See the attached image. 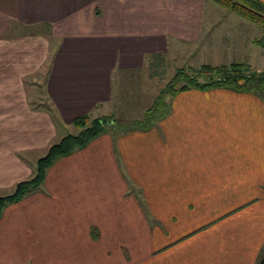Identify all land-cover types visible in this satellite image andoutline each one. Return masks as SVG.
<instances>
[{
	"label": "crops",
	"instance_id": "crops-1",
	"mask_svg": "<svg viewBox=\"0 0 264 264\" xmlns=\"http://www.w3.org/2000/svg\"><path fill=\"white\" fill-rule=\"evenodd\" d=\"M206 3L0 0V192L31 178L74 118L105 116L117 72L210 32ZM165 107L145 131L106 132L57 159L42 190L5 206L0 264H117L134 236L135 264H258L264 104L214 89Z\"/></svg>",
	"mask_w": 264,
	"mask_h": 264
},
{
	"label": "rangeland",
	"instance_id": "rangeland-1",
	"mask_svg": "<svg viewBox=\"0 0 264 264\" xmlns=\"http://www.w3.org/2000/svg\"><path fill=\"white\" fill-rule=\"evenodd\" d=\"M202 26L213 27L208 33L203 31L202 37L198 38L195 43L179 42L169 38L165 53L148 56L139 69L117 72L114 75L112 98L109 103L103 106L102 113V115L111 116L110 118L115 122L113 124H116L112 127V131H108L111 135L112 132L123 134L145 131L146 129L132 130L130 128L134 127L132 126L133 122L141 120L146 110L151 109L154 100L160 96L159 90L171 79L177 69L187 70L197 69L203 65L215 67L232 63H246L253 70L264 71V48L255 45L253 41L264 38V28L211 2L206 3ZM168 98H164L165 103L168 102ZM260 100L264 104V100L262 98ZM91 118L92 116H89V119ZM76 133L77 129L71 127L67 132L60 133L54 139V143L61 139L60 135H76ZM123 175L126 176L124 173ZM33 176L34 173L31 177ZM125 179L128 191L141 207L140 190L137 191L127 177ZM41 188L40 190H42ZM38 190L30 194L39 192L40 190ZM7 191L0 192V195H9L13 189L11 192ZM154 225L149 220L150 228ZM134 238H127L128 246L124 245L121 249L124 260L120 259L117 264H135L137 261V258L133 257L132 251L135 246L138 250L139 237L134 236Z\"/></svg>",
	"mask_w": 264,
	"mask_h": 264
},
{
	"label": "trees",
	"instance_id": "trees-1",
	"mask_svg": "<svg viewBox=\"0 0 264 264\" xmlns=\"http://www.w3.org/2000/svg\"><path fill=\"white\" fill-rule=\"evenodd\" d=\"M205 1L226 8L241 18L264 28V3L259 0ZM254 44L264 48V38L254 40ZM214 89L250 93L264 100V71L253 70L246 63H232L215 67L203 65L197 69L187 70L177 69L171 79L159 90L160 96L154 100L151 109L144 112L141 120L133 122L132 126L134 127L130 129H148L152 120L164 116V108H166L164 98L166 97H172L188 90L206 91ZM155 105L159 107L156 108ZM153 110L154 112H152ZM110 117L101 116L89 119L88 115H83L74 118L72 126L78 130L76 135L67 134L47 148L45 154L36 160L34 176L17 182L9 195L0 197V214L5 206L14 204L31 192L36 191L46 170L54 161L75 150L82 149L97 136L112 131V127L116 124H113L115 122Z\"/></svg>",
	"mask_w": 264,
	"mask_h": 264
},
{
	"label": "water",
	"instance_id": "water-1",
	"mask_svg": "<svg viewBox=\"0 0 264 264\" xmlns=\"http://www.w3.org/2000/svg\"><path fill=\"white\" fill-rule=\"evenodd\" d=\"M263 262H264V253H263L261 259L259 260L258 264H262Z\"/></svg>",
	"mask_w": 264,
	"mask_h": 264
}]
</instances>
